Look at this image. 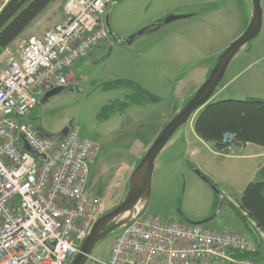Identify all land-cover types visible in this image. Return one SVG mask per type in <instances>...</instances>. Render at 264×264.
<instances>
[{"label":"rangeland","instance_id":"1","mask_svg":"<svg viewBox=\"0 0 264 264\" xmlns=\"http://www.w3.org/2000/svg\"><path fill=\"white\" fill-rule=\"evenodd\" d=\"M63 1L47 6L7 50L15 54L24 40L39 38L46 27H52L61 16ZM260 4V32L231 60L207 103L264 99V0ZM107 10L114 33L132 36L131 42L121 44L106 36L90 47L70 67L63 89L46 101L39 97L26 117L36 130L50 136L76 127L96 147L85 189L100 203L98 216L121 202L144 147L192 97L217 56L243 32L251 2L113 0ZM170 15L183 17L166 21ZM119 80L137 87L108 86ZM129 95L142 100L129 101ZM123 102L127 105L120 107ZM108 105L114 110H102ZM197 111L156 157L142 215L179 224L208 219L202 224L206 229L248 236L256 246V263L264 264V234L250 220L247 226L237 213L245 186L264 165V149L254 143L234 144L228 153L212 142L186 144V136L194 134ZM121 231L117 227L97 241L85 264H93L92 258L106 259Z\"/></svg>","mask_w":264,"mask_h":264},{"label":"built area","instance_id":"2","mask_svg":"<svg viewBox=\"0 0 264 264\" xmlns=\"http://www.w3.org/2000/svg\"><path fill=\"white\" fill-rule=\"evenodd\" d=\"M113 0H64L63 18L30 36L0 69V264H69L98 217L86 192L96 147L68 128L41 137L26 117L39 97L64 86L72 64L106 36ZM9 0H0V13ZM26 143L29 151L22 144ZM219 149L231 153V134ZM247 144V143H244ZM241 150V148H240ZM248 236L140 214L122 226L106 259L93 264H257Z\"/></svg>","mask_w":264,"mask_h":264},{"label":"water","instance_id":"3","mask_svg":"<svg viewBox=\"0 0 264 264\" xmlns=\"http://www.w3.org/2000/svg\"><path fill=\"white\" fill-rule=\"evenodd\" d=\"M251 11L249 14L248 23L243 32L236 37L229 45L217 56L214 65L206 77L199 85L192 97L177 111L171 119H169L150 145L144 151L142 157L134 166L128 182V189L119 204L112 209L100 215L93 222L89 233L83 240L75 257L69 264H85L91 256V251L96 242L109 234L117 227L130 223L134 217L143 213L150 196L151 176L154 169V162L158 154L162 151L166 143L172 137L174 132L187 122L189 117L198 109L203 107L213 94L222 79L229 63L248 42L254 39L261 29L262 9L260 0H250ZM183 16L170 15L166 21L178 19ZM104 24L107 31V36L114 42L125 44L132 40V36H119L114 33L109 21V11L104 14ZM147 29V28H146ZM144 30H141L143 32ZM63 86L52 88L44 93L41 101H46L51 96L59 93ZM67 128L64 129L61 135H65ZM37 134L44 138L51 137L49 134L36 130ZM26 150H30L26 143H23ZM208 219L199 222H188L190 224H203Z\"/></svg>","mask_w":264,"mask_h":264},{"label":"trees","instance_id":"4","mask_svg":"<svg viewBox=\"0 0 264 264\" xmlns=\"http://www.w3.org/2000/svg\"><path fill=\"white\" fill-rule=\"evenodd\" d=\"M55 0H9L0 13V54L26 29V27ZM108 86L137 87L131 81L119 80ZM137 90V89H136ZM143 94H141V97ZM129 101L139 102L142 98ZM127 105L123 102L120 107ZM114 110L113 105L102 110ZM196 135L205 142H212L216 148L223 146L222 138L231 134L237 144L254 143L264 147V99H223L206 103L194 119ZM237 213L246 223L264 234V165L257 172V178L247 183ZM256 251L242 255L254 258Z\"/></svg>","mask_w":264,"mask_h":264},{"label":"crops","instance_id":"5","mask_svg":"<svg viewBox=\"0 0 264 264\" xmlns=\"http://www.w3.org/2000/svg\"><path fill=\"white\" fill-rule=\"evenodd\" d=\"M53 3V2H52ZM51 3V4H52ZM51 4H49V5H51ZM48 5V6H49ZM62 18H63V12H62V6H61V16H60V18L55 22V23H57V22H59L60 20H62ZM54 23V24H55ZM50 28H52V27H50ZM50 28H47L46 27V29L44 30V32H42V34L39 36V38H41L43 35H44V33L47 31V30H49ZM1 67L2 66H0V69H1ZM69 74H70V71H69ZM230 80H232V79H230ZM199 110V109H198ZM198 112V111H197ZM194 129V128H193ZM173 139L174 138H171V140H169L170 142H169V144L170 143H172V141H173ZM177 141V140H176ZM185 143L186 144H191V143H198V144H204V143H207V142H205V141H203L201 138H199L197 135H196V133H195V131H194V134H189L188 136H186V138H185ZM148 144H150V143H148ZM247 144H249V143H247ZM172 145V144H171ZM22 146H23V144H22ZM24 147V146H23ZM165 147V146H164ZM263 149H264V147H263ZM144 150H146L145 149V147H144ZM263 152L261 153V154H264V150H262ZM263 234V233H262ZM252 244H253V246H255V244L253 243V242H251ZM255 248H256V246H255ZM256 251V253H257V250H255Z\"/></svg>","mask_w":264,"mask_h":264},{"label":"flooded vegetation","instance_id":"6","mask_svg":"<svg viewBox=\"0 0 264 264\" xmlns=\"http://www.w3.org/2000/svg\"><path fill=\"white\" fill-rule=\"evenodd\" d=\"M102 215V214H101Z\"/></svg>","mask_w":264,"mask_h":264}]
</instances>
